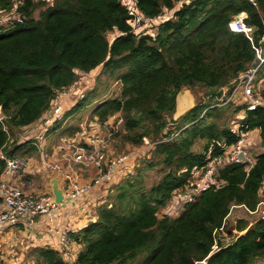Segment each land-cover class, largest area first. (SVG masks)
I'll return each mask as SVG.
<instances>
[{
	"label": "trees",
	"instance_id": "trees-1",
	"mask_svg": "<svg viewBox=\"0 0 264 264\" xmlns=\"http://www.w3.org/2000/svg\"><path fill=\"white\" fill-rule=\"evenodd\" d=\"M51 1L35 19L32 10L47 1L25 0L18 9L21 21L0 25V175L6 158L38 153L36 139L16 140V132L42 120L58 93L88 73L97 77L106 71L120 82L117 95L94 107L97 118L104 121L119 113L121 145L136 147L148 139L151 147L132 174L112 185L95 208L96 219L68 230L69 241L81 245L76 256L36 247L31 251L35 264H128L142 252L147 253L140 264H252L263 256V218L249 226L238 221L236 231L244 232L228 243L218 233L231 204L255 209L264 182V150L248 169L246 163L219 168L224 185L200 192L178 216L160 217L158 211L175 189L187 184L193 168L236 142L237 130L222 120L224 110H245L244 117L233 121L235 126L241 122L256 128L264 145L263 106L215 105L220 88L230 92L231 82L257 64L256 49L264 56V0H132L144 17L162 15L152 23L155 34L134 33L121 0ZM11 5V0H0V10ZM237 15L253 28L251 39L230 29ZM113 30L116 35L109 39ZM259 79H264V61ZM182 89L196 94L195 104L173 117ZM259 93L264 98V87ZM96 96L84 94L69 111ZM197 142L203 143L201 151L193 149ZM140 162L143 168L137 169ZM159 163L162 176L145 189L143 170Z\"/></svg>",
	"mask_w": 264,
	"mask_h": 264
},
{
	"label": "built area",
	"instance_id": "built-area-1",
	"mask_svg": "<svg viewBox=\"0 0 264 264\" xmlns=\"http://www.w3.org/2000/svg\"><path fill=\"white\" fill-rule=\"evenodd\" d=\"M11 1L12 5L8 10L16 13V16L13 18L7 17V21L4 23L0 21V25L7 26L12 21H21L18 9L24 4L25 0ZM121 3L127 9V23L136 34L147 31L151 32L152 23H157L162 18V15L156 18L144 17L135 7L132 0H121ZM229 27L234 31L244 32L246 36L251 39L253 28L244 24L241 15L235 16L229 22ZM152 30L154 31L153 34H155V28H152ZM256 52L259 59L257 64L241 72L237 78L231 82L232 88L230 92H227V87L219 89L221 94L217 97L216 106L228 103L233 96L239 93L245 101L246 109H254L257 106L264 107V98L261 97L259 93V90L264 87V79L256 80V74L259 66L264 61V56L260 48L256 49ZM67 93V90L61 91L58 93L56 99L53 100L52 106L54 105V115L52 118L48 117L44 119L42 123V130L44 128L43 134L50 132V128L54 121L62 120V105L61 103L58 104V98ZM104 121H106L105 124L107 126V130H105L104 133L100 132L99 128L101 125L98 121H87V125H81L80 130L73 135V138L70 140L67 139L66 141L74 161L77 162L76 164L86 166L93 165L96 167V175L89 183L79 184L72 174L67 172L70 170L56 163V159H50L49 154L45 150L40 149L43 166L55 171L57 174L59 173L65 181V188L63 190L65 200L61 203H53L51 194L26 193L16 183L17 174L20 173V171H24L26 168V160L22 158V156L6 158V164L0 178V201L2 202V207L0 209V231L15 224L17 221L31 225L34 220L41 215L51 218L52 214L59 211L61 206L68 200L76 199L84 193H87L92 187L103 183H109V185L112 186L122 177L132 172V153L117 157L107 154L108 142L112 138V133L116 124L122 123L121 116L113 114ZM235 128L238 136L236 142L227 147L223 154L213 156L204 166L193 168L192 176L187 181V184L184 185V188H178L173 191L172 197L168 202L171 207L166 209L161 215L158 214V216H178L184 209V205L192 203L200 192L210 187L218 188L224 185L223 179L218 177V169L223 165L229 163L252 164L254 162L255 156L253 157L250 154L249 130L241 122L237 124ZM42 136L40 134L37 139L42 140ZM258 140L260 141V139ZM241 152L246 158V161L239 158ZM0 157H3V155L0 154ZM177 194H182V197ZM179 206L180 210H177ZM261 217L264 219V211ZM67 233L68 230L59 232L60 250H65L66 255L68 246L72 244L68 239Z\"/></svg>",
	"mask_w": 264,
	"mask_h": 264
},
{
	"label": "crops",
	"instance_id": "crops-1",
	"mask_svg": "<svg viewBox=\"0 0 264 264\" xmlns=\"http://www.w3.org/2000/svg\"><path fill=\"white\" fill-rule=\"evenodd\" d=\"M180 3L181 2H178L177 5ZM85 75L87 76L86 80L84 81L86 84L84 88L82 84L79 85L77 82L73 88H70L72 91L63 96L61 104L62 120L56 122L50 128V132H48V134L47 132L42 134L44 135V139L38 140L37 138L43 131L42 123L40 122L47 115V112L45 113L42 120L37 121L33 125L26 128V131L30 134L24 138L36 139L35 145L38 148L37 154L24 156L26 160V168L24 171H20V173L17 174L16 183L26 193H45L52 195L50 184L52 179H56L58 186L64 190L65 181L63 177L59 175V173L57 174L55 171L43 166L40 149L45 150L49 154L50 159H56L55 154L58 151L60 152L65 150V147L64 150H60L58 149V146L62 145L61 143L66 142L67 139H72L75 132H77L79 129L78 126H80L83 121H100L93 112H91L90 115H86L84 117L81 116L80 112L82 109H84L83 107L89 103L69 111L76 104V101L84 96V92L82 95V91L89 87L88 84L96 76V72ZM102 100L97 103H100ZM96 104H94L92 109L96 106ZM76 120L77 122L73 124ZM72 128L74 130L70 132ZM40 129L42 131H40ZM99 130L100 132L104 133L105 127L102 126L99 128ZM248 130L250 136L249 144H251V140L254 137H256L257 140L259 139V132L256 128ZM127 147L129 148V146L126 144L125 148ZM258 153H256L255 156ZM0 154H2L1 151ZM250 165L251 164H247L245 168L248 169ZM71 171L79 184L91 182L96 175V167L93 165L86 166L82 164H76ZM111 189L112 186L109 185V183H103L101 185L94 186L87 193H84L80 197L73 200H68L61 206L59 211L52 214L51 218L41 215L36 218L31 225L17 221L15 224L0 231V264H35L34 257L30 251L36 247H50L59 250V232L62 230L77 231L85 226L89 221L95 220L97 217L95 211L96 206L106 200V195ZM261 193L264 194V182L259 189V196ZM260 202L261 201L259 198L258 203L260 204ZM232 206L243 209L241 212L246 211L248 213V211L254 210H249L243 204H234ZM1 207L2 202L0 201V209ZM260 218L262 217L260 216ZM242 232L244 231H237V234ZM80 249L81 245L72 243L67 248V255H70L71 259H73Z\"/></svg>",
	"mask_w": 264,
	"mask_h": 264
},
{
	"label": "rangeland",
	"instance_id": "rangeland-1",
	"mask_svg": "<svg viewBox=\"0 0 264 264\" xmlns=\"http://www.w3.org/2000/svg\"><path fill=\"white\" fill-rule=\"evenodd\" d=\"M37 1H39V0H36V2ZM45 1H47V3L46 2L40 3V5H38L37 7H35L32 10V16L35 19L40 18L41 12L44 11L46 7L50 6L49 1H51V0H45ZM53 1L54 0H52L51 3ZM177 4H178V2H177ZM165 15L167 17H170L171 11H166ZM15 16H16V13L12 12L11 10L4 9V10L0 11L1 23H4L5 21H7V17L13 18ZM152 28H151V33L154 32L152 30ZM113 35H116L115 30H113V32L108 33L109 39L112 38ZM86 76L87 75H85V74L80 76L79 81H78L79 85H81L82 82H84L86 80ZM115 76H116L115 74L110 75L109 72H106V71L103 73H100L99 76L94 77L91 80V82L88 84L89 87L82 91V94L84 92V94L89 96V97H91L93 94L97 95L94 99H92L91 103H89L83 107L84 109H82V111L80 112L82 117H84L86 115H90L91 112H93V110H94V108L92 109V107L94 106V104H96L100 100L105 99V98H109V97H113L119 93L120 82L116 81ZM224 87H226V86H224ZM188 90L193 94L194 101H195L196 94H194V92L191 89H188ZM67 91H68V93H70L71 89L70 90L68 89ZM62 98H63V96H60L58 98V104H60V103L62 104ZM228 103L232 104V106H234V105L235 106H241V105L245 104V101H244V99H242V97L238 93L237 95L233 96ZM227 104H225V105H227ZM53 108H54V105L51 106L50 110L47 112V115L44 117V119L48 118V117L52 118V116L54 115L53 114ZM244 113H245L244 110H239L238 112L235 113L232 110V107H229L227 110H224L222 120H225L226 125L228 123V126H231V128L236 130L235 124L233 123V121H235V118H242V116H244ZM118 115H119V113H118ZM175 115H176V113L173 112L172 116L175 117ZM44 119L40 123H43ZM76 122H77V120L73 124H75ZM98 123L101 125L100 127L103 126V127H105V130H107V126L105 124L106 121H98ZM81 125H87V120L83 121L80 124V126ZM80 126H78V128H79L78 131L80 130ZM121 127H122V123L116 124V127L112 133V138L108 142L107 154L109 156H116L117 157V156H121L123 154L132 153L133 154L132 163H133V167H134L132 169V172L130 173V174H132L135 171V167L138 166L140 159L142 157H145V158L149 157V151L148 150L151 147V142L148 139H146V140L144 139L143 144L140 146L125 148V146H122L121 143L118 141L119 138L121 137L119 134L121 132ZM39 128H40V126H39ZM46 128H48V127H46ZM40 131H42V130L40 129ZM43 132H44V128H43V131L41 132V136H42ZM77 132H75V134ZM29 134L30 133L27 132L26 129H21L19 132L17 131L16 135H14L13 137L16 140H18V139L20 140L21 138H24L25 136H28ZM113 134H114V136H113ZM42 137L44 139V135ZM61 144L62 145L58 146L59 147L58 149L64 150V147H65V150L60 151V152L58 151L55 154V158H56L55 162L60 164L61 166H63V168L66 167L67 170H70L67 172L71 173L74 177V174L72 173L71 170L74 168V165H76L77 162L74 161L73 156L71 154V151L68 148V144L66 142L61 143ZM202 145H203L202 142H197L193 146V149L195 151H201ZM262 150H264V145H262L261 142L256 139V137H254L251 140V144H250V154L254 157L256 153H258ZM22 158L25 159L24 156H22ZM84 163H86V162H84ZM142 168H143V164H141V162H140V165L137 169H142ZM162 168H163L162 164L159 163L151 169L143 170L141 185L144 186L145 189H149L152 185L157 183V181L162 176V173H163ZM182 188H184V186ZM177 195H181V197H182V194H177ZM259 198L261 201L260 204L258 203V205L255 207V209L253 211H248V213L246 211L241 212V210H243V209L236 208V206H232L234 204L230 205L228 215L224 221V227H223V229H220L219 233H218L219 240H221L223 243H228V242L232 241L234 239L235 235L237 234V231L235 229V225L238 223V221L244 220L247 223H249V225H250L255 220L260 218V216L263 214V211H264V194L261 193ZM181 199H183V198H181ZM185 205H184V207H185ZM170 207H171V205L169 203L165 204L164 206H162L159 209L158 214L161 215L163 212H165L166 209H168ZM177 210H180V206L177 208ZM30 253H31V251H30ZM146 253L147 252L140 253L135 260L129 262L128 264H140L141 262H143L144 257L146 256ZM252 264H264V255L261 257L255 258L253 260Z\"/></svg>",
	"mask_w": 264,
	"mask_h": 264
},
{
	"label": "water",
	"instance_id": "water-1",
	"mask_svg": "<svg viewBox=\"0 0 264 264\" xmlns=\"http://www.w3.org/2000/svg\"><path fill=\"white\" fill-rule=\"evenodd\" d=\"M195 104L193 94L188 89L180 90L175 97V117H178L191 109ZM239 158L246 161L243 153L239 154ZM52 191V202L61 203L65 200L63 190L58 186L56 179L50 181ZM196 264H206L205 261H198Z\"/></svg>",
	"mask_w": 264,
	"mask_h": 264
}]
</instances>
